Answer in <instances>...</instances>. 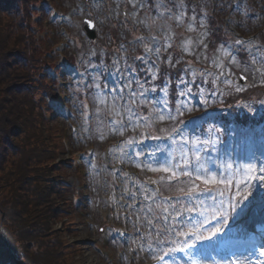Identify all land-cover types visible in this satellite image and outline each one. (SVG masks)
Here are the masks:
<instances>
[{
  "label": "rangeland",
  "instance_id": "obj_1",
  "mask_svg": "<svg viewBox=\"0 0 264 264\" xmlns=\"http://www.w3.org/2000/svg\"><path fill=\"white\" fill-rule=\"evenodd\" d=\"M197 1H199V7L191 14H188L190 12L189 8L186 9L187 16L191 17L195 14L197 20L203 19L208 38L212 30L210 29L211 25L207 16L209 11L213 9L211 7L213 0ZM240 2L245 7L246 10H244L251 13L246 16V12L243 10L240 16V20L244 17L243 21L240 22L239 26L238 22L235 24V28L237 26L239 28H237L239 36L231 40H242L245 45H248L249 42L255 45H262L263 38L261 39L259 35L261 33L264 35V0H241ZM185 3L188 4L189 0H185ZM118 4L119 7H117ZM153 5L148 3L142 8L144 12L140 9L138 16L135 18L137 20H145L151 24L150 29L144 24L135 23L134 18L131 16V6L125 7L121 0H39L36 1L33 7L36 15L34 21L37 19L42 20L41 26L37 27L36 32L40 49L41 47H47L46 52L53 47L54 54L52 53L51 56H55L54 61L58 63L56 69L59 72L51 85L54 95L59 96V101L61 102H64L66 98L74 101L70 106H67L64 112L56 108L53 112L51 123L63 132L59 143L61 144L62 141L63 147L60 146L58 157L65 164L62 168L68 174L67 181H70V184H67L66 191L64 190L63 199L72 203L70 214L68 215L71 222L63 234L68 242L72 241L80 249L79 253L74 256L73 263L69 261V264H148L155 256L161 254L160 247L178 248L184 244L186 237L176 234L160 237L161 239H167L169 241L168 245H157L155 243V233L149 235L148 220L152 219V216H145L144 212L141 211V203L137 204L138 201H133L129 196V192L125 191V189L140 191L144 187L149 188L150 191L158 189L159 194L156 196L155 203H166L167 197H172L173 203L177 201L190 203L191 198H185L177 194V189L184 186L183 181L180 183L169 181L167 174L145 170L143 163H151L154 168H158L164 165L166 158L174 157L173 162H178L185 153L191 158L197 150L201 152L205 159H218L221 164L225 162L231 163L234 169L241 168L246 163H255L259 167V161L264 159L263 127L256 129L257 134L255 137L256 131L253 128H250V130L242 129L238 133L236 122L225 116L224 106L222 105L226 96L233 95V97H236L241 93L234 91L237 85L245 90L254 86L255 93H258L260 89L257 87H263L264 84L261 83L258 77L248 73H244L248 75V80L241 82L239 80L241 70L234 65L229 64L226 69L222 70L215 68L210 63L206 64L198 56L181 52L176 47L181 44L179 35L174 41L175 50L172 54L173 59L178 54L182 55L183 61L181 63L184 64L179 66L180 76H177L178 83L176 88L172 90L171 86L168 87L165 83L162 85L156 80L155 84L158 90L148 93V96L150 99L162 100L164 93L159 89L167 87L169 100H190L191 103L188 106H194V110L185 112L183 120L186 123L180 124L165 120L164 122L157 121L146 126L141 122L140 126L135 130L129 126L121 131H112L115 126L111 118L106 116H102L107 121L105 128L101 124L98 127L94 123H90L94 116L97 119L98 115L95 113L94 90L86 92L83 88H80L77 91V84L91 83L92 77L99 74L100 69L94 68L93 65H100L102 61L111 65L112 61L116 59V54L121 51V44L128 47L127 55H142V48L132 44L133 37L144 36L147 43L151 39L149 32L156 36L163 34L161 27L164 24L163 16L168 14L165 12L161 16ZM126 11L130 14L127 25L123 23L125 16L122 15ZM223 11H225L223 8L217 9L216 7L213 14L227 21L228 17L222 15ZM117 12L119 15H117ZM11 18L13 17H9V19ZM85 18H89L95 23L97 36L94 41L88 37L84 29ZM153 20L156 23L153 24ZM188 22L186 17L185 23L180 27H176L175 24H171L169 21L172 29L177 34L183 33L185 38L192 37L195 40L198 36V31L189 32L187 30ZM41 35H50L51 37L44 38V41H41ZM115 35L120 40L117 41ZM207 42L208 40H206ZM218 45L220 43L216 46ZM227 47L233 52L238 61L242 64L247 62L248 58L246 59L242 55L239 58L238 54L230 46ZM215 48H211L208 45V54L211 55ZM96 54L102 56L101 62L98 61ZM67 55L73 57L71 64H74L80 74L78 71L77 73L76 71L68 73L64 69V66L67 67L68 65V63L63 65ZM186 61H191V65L186 63ZM134 66L139 68L140 62H135ZM162 67L163 65H161V69ZM206 68L211 72V75H205L201 78L199 73L205 71ZM229 71L231 75L228 74ZM193 72L197 73L195 77L192 76ZM221 72L224 74H221ZM141 75L143 76V73ZM180 78L191 81L188 84V87L192 89L191 97L172 95L180 90H186L185 85L179 83ZM116 79L117 77L112 72L111 67L103 72L104 84L114 86ZM72 81H76L75 84ZM198 89L204 90L203 96L200 95ZM204 98L208 100L206 107L203 106ZM259 100L264 102L262 97ZM88 102L91 104L90 111L94 115L92 119H89ZM82 105L85 107H82ZM85 111L88 112L87 117L83 115ZM253 112H256L255 108L251 111L252 114H254ZM142 115H148V112L145 111ZM188 123H191V127L188 126ZM224 123L228 124L229 127L227 129L223 128L222 124ZM74 125L77 127L76 131ZM177 126L180 130L179 134L173 133L172 137H168L167 132L172 131L173 127L177 128ZM209 129H212V131L210 132ZM101 134H103V138H101ZM144 136H148V139L145 140ZM152 136H160L161 139L153 140ZM133 138L136 141L135 144L125 143ZM197 138L201 141L211 140L212 143L210 145L198 144L196 143ZM100 146H104L103 151L106 150V154L105 152H99ZM118 149H124V152H120ZM145 149L149 151L155 150L156 156L152 159L135 156V152ZM81 151L87 152V154L90 151V158L83 159L81 165L85 168L81 167L79 171L72 164L81 161ZM192 167H195V161ZM187 170L192 169L189 168ZM124 173H127V176ZM161 177L164 178L161 179ZM150 180L157 181V183L149 184ZM251 183L255 187L252 188V195L245 201V204L250 209L249 211L257 207L260 208L264 204V183L258 181H252ZM160 186H162V191ZM185 190L187 189L185 188ZM3 192L7 194V190H3ZM2 195L3 193L0 196ZM198 195L205 206L213 204L208 194ZM137 199L141 202L143 201V196L138 195ZM220 199L226 200V197L218 198L216 201L217 205ZM146 203L151 204L153 201H147ZM60 204L62 205L63 202L61 201ZM127 205H134V207H128ZM153 206L155 207V204ZM226 207L227 203H225ZM216 210L219 211L220 209L217 208ZM205 215L207 216L206 221L202 215L186 213L178 232L190 230L208 235L212 229L220 224V221L219 218L213 219L211 209ZM246 216L247 214L242 216L233 214V218L228 220L227 225H221L223 227L222 232L217 233L211 240H203V242L205 241L211 245L217 240L216 238L225 234L229 229H234L235 231L243 229ZM3 218L4 215L0 211L2 237L3 230L6 233L5 227L2 226ZM202 223L203 226H201ZM62 227V223L57 224L58 229ZM156 227L162 228L163 225L158 223ZM126 229L131 232V236L125 238L121 236L120 231ZM13 252L15 253L14 250ZM175 252L168 258L170 264H184L174 254ZM238 260L245 261L246 264L248 262L256 264L258 260L264 261V255L259 251V253L251 256L249 254L240 256ZM197 262L198 264H231L228 260H221L209 251H206Z\"/></svg>",
  "mask_w": 264,
  "mask_h": 264
},
{
  "label": "trees",
  "instance_id": "obj_2",
  "mask_svg": "<svg viewBox=\"0 0 264 264\" xmlns=\"http://www.w3.org/2000/svg\"><path fill=\"white\" fill-rule=\"evenodd\" d=\"M36 1L39 0H0V195L3 193L0 196V211L4 215L2 226L15 251L13 255L1 230L0 264H69L80 251L63 234L71 222L68 215L72 203L63 199L70 181H67L68 174L62 168L65 164L58 157L60 146L63 147L62 141L59 144L63 132L51 124L54 110L57 108L64 112L74 101L70 98H66L65 103L59 101V96L54 95L51 88L59 72L56 69L58 63L54 61L55 56H51L53 47L46 52L47 47L40 49L36 32L42 20L34 21ZM240 1H212L213 9L207 16L212 32L208 35L207 44L211 48L218 43L225 44L239 58L242 55L247 59V51L233 45L231 40L239 36L238 26L244 18L240 20L245 9ZM155 2L145 0L146 5ZM196 3L199 4V1L196 0ZM196 3L191 5L188 14L193 13L192 8L196 9ZM216 7L225 10L222 15L228 17L229 22L213 14ZM245 12L246 16L251 13ZM116 36L115 39L120 40ZM259 36L264 44L263 33ZM40 37L44 41L51 36ZM96 56L101 62L102 56ZM66 58L68 65L64 69L68 73H77L78 69L71 64L73 57L67 55ZM183 64L174 69L162 67V72L170 73L171 83L163 75L157 81L175 89L177 76H180L179 66ZM253 87L246 88L236 97L226 96L223 100L225 116L235 121L241 130L264 122V104L259 100L264 98V85L257 87L260 89L258 93ZM253 108L256 110L254 114L251 113ZM100 118L105 128L107 121L105 117ZM95 120L94 116L90 123L99 127L100 122ZM222 125L224 129L229 127L227 123ZM103 147L100 146V153ZM72 165L79 171L82 167L77 163ZM3 190H7V194ZM59 223L63 226L60 229L57 228Z\"/></svg>",
  "mask_w": 264,
  "mask_h": 264
},
{
  "label": "snow or ice",
  "instance_id": "obj_3",
  "mask_svg": "<svg viewBox=\"0 0 264 264\" xmlns=\"http://www.w3.org/2000/svg\"><path fill=\"white\" fill-rule=\"evenodd\" d=\"M125 7L131 6V16L134 18L135 23L144 24L149 29L151 24L145 20L135 19L139 10L144 8V0H121ZM196 3V0H189L186 4L185 0H157L153 5L156 8L157 13L163 16V13H167V16H163L164 24L161 25L163 34L160 36L152 35L149 42H145L144 36L133 37L132 44L139 46L143 50L142 55H127L128 47L124 44L120 45L121 51L116 54V59L112 61L111 65L106 62H101L100 65H93L94 68H99V74L92 77V82L87 84H77V91L83 88L86 92L94 90V100L96 101L95 113H97V120L103 125L104 121L100 119L101 116L111 118L113 127L112 131H121L124 128L131 126L133 130L140 126L143 122L146 126L155 122L172 121L180 124L186 123L183 120L185 112H192L193 107L188 105L190 100H169V91L167 87L159 89L164 93L162 100L150 99L148 93L157 91L155 81L160 79L161 76L167 77V82L171 83L170 73L167 71L162 72L161 65L164 69L175 68L176 65L181 64L183 61L182 55H177L173 59L172 52L174 49V41L179 38L181 44L177 45L181 52L188 53L189 55L198 56L202 58L206 64L210 63L215 68L226 69L227 66L234 65L240 68L241 75L239 80L247 81L248 73L252 76H256L264 84V44L255 45L249 42L245 45L242 40L232 41L233 45L240 46L244 51L248 52V60L246 63L238 61L233 52L225 45L220 44L216 46L212 54H208L207 29L204 26L203 19L197 20V16L194 14L191 17L187 16L186 9L191 8V5ZM119 7V4L117 5ZM199 5L196 3V8ZM193 12L195 8L191 9ZM117 15L119 13L117 12ZM129 12H125V20L123 23L127 25ZM206 15V14H205ZM186 17L188 19L187 30L189 32H197L198 36L194 40L192 37L185 38L183 33L177 34L171 27V24H175L176 27H180L185 23ZM152 23H156L155 20ZM130 31V29H129ZM172 50V51H170ZM167 53V55H165ZM140 62V67L137 68L135 62ZM191 65V61H186ZM111 67L112 72L115 73L117 79L114 82V86H108L103 83V72ZM143 73V76L141 75ZM221 74H224L221 72ZM231 75V72L228 73ZM197 73L193 72L192 76L195 77ZM205 75H211V72L205 69L199 73L202 78ZM219 79V77H217ZM191 81H187L183 78L179 79V83L185 85L186 90H180L173 93V96L178 97H191L192 89L188 87ZM232 83L231 81H227ZM146 85H148L146 87ZM235 92L245 91L244 88L236 86ZM201 96L204 95L203 89H198ZM264 103V102H262ZM208 104L207 98L203 99V106ZM171 105V107H170ZM82 107H85L82 105ZM145 111L148 115H142ZM87 117L88 112L83 113ZM211 132L212 129H209ZM180 130L173 127L172 131L167 132L168 137H172L173 133L179 134ZM103 138V134H101ZM153 140H160V136H152ZM147 140L148 136H144ZM126 144H135L136 141L133 138L131 141H126ZM196 143H203L210 145L211 140L201 141L197 138ZM120 152H124V149H118ZM156 151H149L147 149L135 152L137 157H145L152 159L156 156ZM174 157L166 158L164 165L158 168H154L151 163H143L145 170L152 172H161L167 174L169 181H176L180 183L184 182V186L177 189V194L185 198H191L190 203L184 201L172 202V197L166 198V203H155L156 196L159 194L158 189L156 191H150L149 188L144 187L140 191L136 189H125L129 192L130 198L135 201L138 195L143 196L141 201V211L145 216L151 215L152 219L148 220L149 235L155 233L157 245H168L167 239H161L160 237L165 235H176L186 237L182 247H160L159 255L154 258L159 264H170V261L166 257H170L171 253L175 251L189 253V259L192 260L191 250L196 248L198 241L211 240L217 233L223 231L221 225H227L228 220L233 218V214L246 215L250 210L245 204V201L252 195V188L255 187L251 182L258 181L264 183V159L259 161L260 166L257 167L255 163H246L241 168L234 169L231 163L225 162L221 164L218 159H205L199 150L193 153L190 158L185 153L181 160L173 162ZM195 161V167L193 168V162ZM123 162V161H121ZM191 168L192 170H187ZM215 169V170H213ZM127 176V173H124ZM164 177H161L163 179ZM149 184H156L157 181H149ZM185 188L187 190H185ZM198 194H208L213 201L211 206H205L203 200L199 199ZM219 204H216L218 198ZM147 201H153V203H146ZM225 203L227 207L225 208ZM155 204V207L153 206ZM178 205V206H177ZM243 205V207H242ZM128 207H134V205H127ZM220 210L217 211L216 209ZM213 212V219L219 218L220 224L212 229L208 235H203L200 232L193 231H179L181 222L183 221L186 213H197L204 216L207 220L206 213L209 210ZM159 213V214H158ZM162 224V228H157L156 224ZM203 226V223L201 224ZM151 246V245H150ZM201 253L205 249H199ZM256 251L255 245L249 250V256L254 255ZM261 254L264 255V245L261 246ZM192 264H196L195 260H192ZM231 264H246L245 261L233 259ZM250 264V262H248ZM256 264H264V261L258 260Z\"/></svg>",
  "mask_w": 264,
  "mask_h": 264
},
{
  "label": "water",
  "instance_id": "obj_4",
  "mask_svg": "<svg viewBox=\"0 0 264 264\" xmlns=\"http://www.w3.org/2000/svg\"><path fill=\"white\" fill-rule=\"evenodd\" d=\"M84 29L86 31V34L93 40L96 39V27H95V23L94 21H92L91 19L89 18H85L84 19ZM242 81V80H241ZM242 82H245V81H242ZM3 237L6 241V244L8 246V248H10V243H9V240H8V237L6 236V233L5 231L3 230ZM10 251L13 253V250L12 248H10Z\"/></svg>",
  "mask_w": 264,
  "mask_h": 264
}]
</instances>
